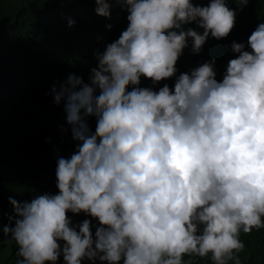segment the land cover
<instances>
[{
	"label": "clouds",
	"instance_id": "9594fccd",
	"mask_svg": "<svg viewBox=\"0 0 264 264\" xmlns=\"http://www.w3.org/2000/svg\"><path fill=\"white\" fill-rule=\"evenodd\" d=\"M94 2L128 25L88 82L48 93L78 143L57 159V193L9 198L16 264H241V234L264 229V23L245 44L230 33L249 0Z\"/></svg>",
	"mask_w": 264,
	"mask_h": 264
},
{
	"label": "trees",
	"instance_id": "16d2710c",
	"mask_svg": "<svg viewBox=\"0 0 264 264\" xmlns=\"http://www.w3.org/2000/svg\"><path fill=\"white\" fill-rule=\"evenodd\" d=\"M95 8L94 0H0V229L14 225L10 197L23 202L38 193L58 192L57 159L70 157L78 142L63 102L57 105L48 93L72 73L88 82L97 66V50L102 52L128 25L127 12L119 5H113L111 18L97 15ZM235 11L230 39L247 44L264 23V0H249L242 11L238 6ZM69 19L75 21L73 27ZM236 56L231 49L225 53L218 80ZM85 120L94 131L95 118ZM68 215L74 224L89 219L83 213ZM96 224L93 220V232ZM240 238L245 245L241 264H264V229ZM17 250L0 231V264H16ZM192 259L193 264H211L209 259ZM58 264H64L63 256Z\"/></svg>",
	"mask_w": 264,
	"mask_h": 264
}]
</instances>
